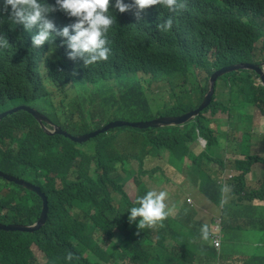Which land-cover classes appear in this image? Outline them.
<instances>
[{
	"label": "trees",
	"instance_id": "obj_1",
	"mask_svg": "<svg viewBox=\"0 0 264 264\" xmlns=\"http://www.w3.org/2000/svg\"><path fill=\"white\" fill-rule=\"evenodd\" d=\"M124 2L131 5V0ZM180 2L184 6L175 12L149 6L139 19L134 6L114 12L115 24L107 34L111 54L89 66L82 57L66 58L56 35L35 52L31 35L36 29L27 31L11 25L6 14L0 17V35L8 42L0 49V113L17 106L34 108L52 131L46 132L22 109L0 120V172L41 192L0 176V225H32L46 203V221L39 230L0 229V264H38L33 246L43 254V264H264V206L245 204L252 198H243L239 189L242 175L255 163L264 167V159L249 156L246 132L245 140L229 150L240 160L230 167L238 173L236 183L228 184L222 179L228 150L220 142L228 136L211 128L218 113L226 114L236 129L244 126L249 119L242 104L248 100L261 101L259 112L264 115V87L251 81L255 72L238 70L219 77L235 83L241 104L226 105L215 83L210 104L183 125L123 126L79 144L69 138L115 120L183 115L199 107L215 71L264 61V22L257 20L264 15V0ZM47 18L55 32L75 19L59 9ZM164 19L171 21L167 31L157 28ZM131 49L137 57L125 55ZM92 105L98 109L81 112ZM66 111L77 114L78 121L64 117V127L52 125ZM198 139L205 146L194 154L191 145ZM163 153L177 173L187 169L200 193L218 207L222 230L217 247L209 228L187 204L174 216L166 213V223L159 220L143 232L128 222L127 208L136 201L122 190L129 166L134 162L139 167L133 178L137 196L142 195L149 190L142 182L143 162ZM212 164L223 171L219 178L209 172ZM256 191L264 200V183ZM69 252L71 260L65 259ZM233 252L240 257L226 263Z\"/></svg>",
	"mask_w": 264,
	"mask_h": 264
},
{
	"label": "clouds",
	"instance_id": "obj_2",
	"mask_svg": "<svg viewBox=\"0 0 264 264\" xmlns=\"http://www.w3.org/2000/svg\"><path fill=\"white\" fill-rule=\"evenodd\" d=\"M152 5H159L162 8H166L169 12H175L178 9L183 8L184 6L183 3L180 2V0H131V5L128 3H125L124 0H55L54 4H48L46 0H0V17H5V14H6V18L10 22L11 25H20L22 26L24 30H27V31H31L33 28H35L36 31L34 32V34L31 35V44L34 47L37 46V48L35 49L36 50L35 52L44 49L46 47L45 45H47L52 40L53 36L56 35L55 37L59 39V45L63 48L66 54V58L82 57L84 65L89 66L98 61L107 60L109 55L111 54V49L109 47L110 42L108 40L107 34L109 33L110 28L115 24L114 12L119 11L122 13L128 10L131 6H134L136 9L135 15H137L139 19L140 13L144 9ZM56 9L63 11L64 13H66L68 17L75 18L74 21L70 25H66L60 28L58 32L54 31L53 22L47 18V14ZM170 25H171L170 19H164L163 21L157 24V28L159 30L167 31ZM7 47H8L7 40L2 35H0V49L7 48ZM263 62H260L257 65ZM241 64H244V63H241ZM258 70L259 72L250 70L256 73V75L251 76V81L254 83L260 84L264 87V80L262 78V75H264V66L259 67ZM231 72H235V71H231ZM219 77L215 79L213 86L216 83L217 85L216 92L218 93V91H221L223 94H225V98L223 99L224 100L223 102L226 105L233 104V103L241 104L243 97L241 93L239 92V90H237L235 83L229 80H222ZM210 79L211 77H209V84H210L209 88L211 87ZM219 83L221 84L220 86H219ZM213 86H212V93H213ZM210 101H211V96H210L208 105L210 104ZM242 105H243L244 111H250L252 113L255 112L257 113V115H261V113L259 112V109L263 107V103L261 101L257 100L254 102L252 100H248ZM19 109L25 110L29 114H31L40 123V125L44 128L46 132L48 133L52 132L51 130L47 129L44 126V122H47V119L43 115L38 113L34 108H29L26 106H17L15 108H12L10 110L0 113V120L8 113L17 111ZM195 110L197 109L195 108L188 112L189 113L194 112ZM202 110L203 108L199 111V113L196 116H198ZM185 114H187V112ZM196 116H194L190 120L194 119ZM164 117H177V116H164ZM252 117L253 115L251 116L247 115V119L249 120L246 121L244 126H242L241 128L244 129L247 123L248 124L251 123ZM216 118L218 121L215 123V126L222 122L224 125H227L228 127L235 128L229 123V119L227 118L226 114L222 115L218 113L216 115ZM115 121H123V120H115ZM125 122H128V121H125ZM141 122H145V121H141ZM184 123L186 122H183L177 125H183ZM164 127H167V126H164ZM132 128H135V127H132ZM148 128H151V127H148ZM139 129H144V128H139ZM250 129H247V130L245 129V130L248 132L250 131ZM221 132L226 133L225 130H220V131H217L216 133H221ZM62 134L69 136L65 132H62ZM71 137L73 136H69L70 140H71ZM201 142L203 143V147H204L205 142L203 140H201ZM255 164H258V163H255ZM253 165H251V167ZM251 167L249 168V171L246 174L242 175V177L240 178L241 181L239 183V189H242L241 195H243L248 190L246 189V187L244 189L241 188V186H242L243 179L245 178V176L248 173H250ZM209 172L211 171L209 170ZM181 174L185 175L186 178L190 180L191 184L198 188L197 184L193 183L191 179L189 178L187 169H184L181 172ZM237 175L238 173L235 172L234 169L229 170L228 172L224 170L222 174V179L228 184L229 183L235 184L236 183L235 177ZM0 176H4L5 178V175H3L2 173ZM7 177L12 179V180H8L5 178L9 182L14 181L17 184L19 183L16 181L24 182L23 180H17L10 176H7ZM214 179H215V174H214ZM158 181L162 182V180L160 179ZM24 183H28V182H24ZM262 183H264V181H262ZM259 186L260 185H258L257 188L253 189L251 192H249L246 195V196H251L252 199L245 200L244 201L245 204L254 205V206H264L262 204H252V202L255 200L264 201L260 193L256 191L259 188ZM37 188L39 189V193L41 194L40 188L39 187ZM165 196H166L165 192L163 191L157 192L154 190H147L142 195L137 196L135 204L127 208L128 222L132 223L133 221H135L137 226L141 228L144 226H151L154 223L161 220L167 213V211L165 210V204H164ZM176 202L177 200L175 201V204ZM45 216H46V210H45ZM137 217L139 218L138 220L136 219ZM216 219L219 220L218 217H216ZM212 223H215V219L212 220ZM13 225H20V224H13ZM24 226H27V225H24ZM209 230L211 234H214V229L209 228ZM28 233H32V232H28ZM220 235H221V231H220ZM72 255L73 254L69 252L67 256L65 257V259L71 260Z\"/></svg>",
	"mask_w": 264,
	"mask_h": 264
},
{
	"label": "rangeland",
	"instance_id": "obj_3",
	"mask_svg": "<svg viewBox=\"0 0 264 264\" xmlns=\"http://www.w3.org/2000/svg\"><path fill=\"white\" fill-rule=\"evenodd\" d=\"M257 20L259 22H264V15H258ZM262 58L264 59V49L262 52ZM221 84L219 83V86ZM98 109V106H83L81 108V112L86 114L91 111H95ZM246 115L251 116L253 113L250 111H245ZM70 122H77L78 115L70 114L67 111L60 117H58L55 121H52V125H58L64 127L66 124L65 118ZM212 131L215 133L220 130H225L228 139L227 141H220L221 144L227 147L228 153L223 159V163L225 165V171H229L230 167L234 160H237V156L233 155L229 152V150L234 147L236 144L241 143L242 139L245 138L246 130L243 128H230L227 125H224L222 122L215 126V123L211 124ZM245 140V139H244ZM249 146V156H257L264 159V115H257L256 120L253 123L252 128L248 131V138L245 140ZM203 149V143L200 139H198L197 143L191 145V150L194 154H198ZM167 154L163 153L159 157H148L143 162L142 170L144 174L142 175V182L149 190L154 191H163L166 193L164 204L165 210L171 216H174L178 210V208L184 204L191 206L197 212V218L202 221L208 228L216 229L217 233H220L221 229L216 224L218 220L217 209L214 204L210 201L206 200L202 194L199 192L198 188L193 186L188 178L185 175L177 173L174 168L170 167L167 163ZM189 161L186 159V164ZM209 170L219 178L223 171H218V167L215 164L210 165ZM252 172L255 174V177L252 178L250 182V186H247L248 189L242 197L244 198L249 192L253 189L257 188L263 181L264 177V167L261 163L254 164L251 167ZM139 174V167L136 163H132L127 173L125 174L126 178L122 183V190L127 197L131 201H133L137 197V189L134 183L133 176ZM248 177H251V174H247ZM162 180L159 182L158 180ZM226 191L227 188L223 192V204L226 203ZM243 198L241 201H243ZM177 200L176 204L175 201ZM252 204H262L264 205V201L255 200ZM139 218L137 217V220ZM169 217L165 215L161 221L166 223ZM215 219V223H212L211 220ZM136 224L135 221H133ZM137 225V224H136ZM137 232H143V227L139 228L138 226H134ZM32 252L35 256L38 264H43L45 262V258L43 254L36 248L32 247ZM239 254L233 252L232 256L226 258V263L232 261L234 259L239 258Z\"/></svg>",
	"mask_w": 264,
	"mask_h": 264
},
{
	"label": "water",
	"instance_id": "obj_4",
	"mask_svg": "<svg viewBox=\"0 0 264 264\" xmlns=\"http://www.w3.org/2000/svg\"><path fill=\"white\" fill-rule=\"evenodd\" d=\"M264 66V62L259 64V65H255V64H236V65H232V66H227V67H223L219 70H217L216 72H214L211 75V79H210V83H211V87L209 88L207 94L204 96L203 101L200 105V107L197 108V110H195L194 112H187V114H183L181 116H177V117H160L151 121H145V122H125V121H113L110 122L108 124H106L105 126H102L101 128L86 133V134H82L79 136H73L71 137V140L76 142V143H83L87 140H89L90 138H93L97 135H99L100 133H104L107 132L108 130L114 129V128H118V127H122V126H129V127H135V128H159V127H164V126H173V125H177L183 122H187L188 120H190L191 118H193L194 116H196L199 111L204 108L206 105H208L209 100H210V96L212 94V86L213 83L215 81V79L225 73L231 72V71H236V70H254V71H258L259 67ZM262 78L264 80V75H262ZM1 175V173H0ZM6 179L8 180H12L11 178L5 176ZM19 184H21L23 187L35 192L36 194L40 195L39 193V189L29 183H24L21 181H16ZM45 210H46V204L45 202H43L42 204V210H41V215L39 217V219L37 220V222L31 226H24V225H0V229L5 230V231H22V232H34L38 229H40L44 223H45Z\"/></svg>",
	"mask_w": 264,
	"mask_h": 264
},
{
	"label": "crops",
	"instance_id": "obj_5",
	"mask_svg": "<svg viewBox=\"0 0 264 264\" xmlns=\"http://www.w3.org/2000/svg\"><path fill=\"white\" fill-rule=\"evenodd\" d=\"M125 55H127V56H131V57H137V56L135 55V53L133 52L132 49L129 50V51H127V52L125 53ZM129 77H130V76H128V77L125 79V81H126ZM218 94L220 95L222 101H224L223 99L225 98V94H223L221 91H218ZM227 105L230 106L231 104H227ZM252 115H253V117H252V121H251V123H249V124L247 123V124L245 125V127H244V129H246V130L252 128L253 123H254V121L256 120L257 113L254 112ZM230 128H231V127H230ZM108 131H109V130H108ZM108 131H107V132H108ZM104 133H106V132H104ZM100 134H102V133H100ZM236 159H237V160H240L239 157H237ZM250 174H251V177H248V176L246 175L245 178L243 179V183H242L241 188L244 189L245 187L250 186V182H251L252 178L255 177V174L252 172V170L250 171Z\"/></svg>",
	"mask_w": 264,
	"mask_h": 264
},
{
	"label": "built area",
	"instance_id": "obj_6",
	"mask_svg": "<svg viewBox=\"0 0 264 264\" xmlns=\"http://www.w3.org/2000/svg\"><path fill=\"white\" fill-rule=\"evenodd\" d=\"M218 225V227L220 228V220H218V222L216 223ZM215 241H214V246L217 247L218 246V241L217 239L220 237V233H217L216 229H214V234H212Z\"/></svg>",
	"mask_w": 264,
	"mask_h": 264
}]
</instances>
